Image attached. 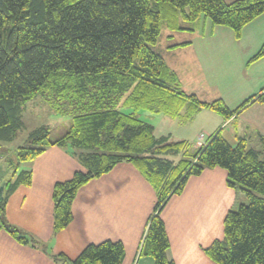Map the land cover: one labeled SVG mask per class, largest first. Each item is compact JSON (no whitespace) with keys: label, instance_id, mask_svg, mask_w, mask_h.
<instances>
[{"label":"trees","instance_id":"16d2710c","mask_svg":"<svg viewBox=\"0 0 264 264\" xmlns=\"http://www.w3.org/2000/svg\"><path fill=\"white\" fill-rule=\"evenodd\" d=\"M263 13L264 0H0V148L25 128L26 102L40 94L52 112L68 115L70 123L55 138L48 126L31 130L16 150L18 166L56 145L84 168L53 187L54 233L71 221L81 186L117 163H130L157 197L138 254L154 264H174L167 257L160 212L189 176L220 167L227 185L242 192L246 202L228 210L223 238L205 253L217 264H264V137L259 135L261 150H256L243 137L229 143L219 129L193 148L185 140L157 137L154 126L138 116L140 110L161 113L184 124L202 109L230 119L250 103L264 106V85L234 109L221 98L207 102L186 93L176 72L151 48L162 26L171 32L190 30L181 22L203 16L239 39L244 26ZM263 56L264 42L248 64ZM30 183V170L17 168L3 182L0 230L46 251L4 213L9 194ZM48 254L59 264H121L124 250L121 242L108 240L87 245L74 259Z\"/></svg>","mask_w":264,"mask_h":264},{"label":"crops","instance_id":"0c3cea01","mask_svg":"<svg viewBox=\"0 0 264 264\" xmlns=\"http://www.w3.org/2000/svg\"><path fill=\"white\" fill-rule=\"evenodd\" d=\"M251 22L244 26L240 42L250 40L248 51L254 53L264 42V36L258 35V23L248 27ZM166 33L165 53H180L185 45L191 44L188 42L173 48L171 46L179 43L168 44V37L172 38L178 31ZM230 43L236 46L239 42L232 39ZM172 70L176 72L182 87L179 71L176 68ZM151 114H147L151 123L145 118L143 120L154 126L157 137L185 140L193 148L203 146L207 137L219 129L229 143L236 144L242 137L247 139L246 130L250 128L258 137H264L263 113L259 118H247L245 124L241 125L242 129H238V116L224 119L209 109L198 111L184 124L161 113L155 116ZM56 121L58 126L59 120ZM66 122L65 130L70 119ZM231 122L235 126L229 138L225 130ZM22 141L26 143V137ZM172 159L177 160L178 156ZM3 163V159L0 160V185L9 176V170ZM22 167L30 170L31 183L19 185L9 194L4 206L5 217L10 224L31 235L46 251L41 247L19 243L6 231L0 230V264H59L49 256V252L74 259L87 245L108 240L122 243L124 255L121 264H154L151 257L139 255L138 248L147 220L153 212L156 192L132 164L117 163L108 172L81 186L71 205V221L55 233L53 187L57 182L70 179L75 171H84V168L67 149L56 145L48 146L33 160L23 162ZM226 177V171L220 167L206 168L199 175L189 176L183 190L171 195L161 210L160 217L169 241L167 257L174 264H217L207 256L205 249L213 241L223 238V220L228 210L246 202L242 192L227 185Z\"/></svg>","mask_w":264,"mask_h":264},{"label":"rangeland","instance_id":"374dc122","mask_svg":"<svg viewBox=\"0 0 264 264\" xmlns=\"http://www.w3.org/2000/svg\"><path fill=\"white\" fill-rule=\"evenodd\" d=\"M251 23L248 27L258 23V35L264 36V14ZM181 25L190 30H180L172 38L171 36L168 37L170 40L168 44L179 43L175 46L178 48L185 45L186 42L191 43L189 46L185 45L180 53L174 52L176 54L172 55L165 53L164 48L167 44L165 37L168 30L164 26L161 27L157 42L151 45V48L164 56L166 64L170 68H176L179 71L183 84L182 89L186 93L195 94L200 100L207 102L221 98L230 109L236 108L252 94L258 93L264 85V56L248 64V59L256 52L254 49V53L252 51L249 53L248 49L251 46L248 44L250 40L246 39L244 42H240L241 38L236 39L230 28L223 25H213L208 18L203 16L195 21L181 22ZM232 39L239 43L234 46L230 43ZM214 45L218 46L215 47ZM146 113L151 114L146 111L143 112V110L138 112L142 119L145 118L151 123L152 121ZM262 113L264 114V107L261 104L255 102L247 105L238 115V129L243 128L241 125L245 124L247 118H259ZM65 116L52 112L40 94L26 102V109L23 114L25 128L14 141L4 144L0 151V160L3 159V164L9 170V176L16 168L17 170L23 168L22 164L19 166L17 164L16 153L18 147L25 145L22 141L23 138L27 137L31 130L41 125L50 128L51 138L61 135L67 124L64 121L69 120ZM151 116H155V114H151ZM56 120H59L58 126H56ZM234 126L235 124L231 122L225 130V134H228L229 138ZM262 127L264 128V125ZM246 131L248 132L246 135L248 146L261 150L258 135L253 133L251 128ZM230 142L232 141L230 140ZM231 144L234 145L235 142ZM9 176L6 178L8 179Z\"/></svg>","mask_w":264,"mask_h":264},{"label":"water","instance_id":"95a60500","mask_svg":"<svg viewBox=\"0 0 264 264\" xmlns=\"http://www.w3.org/2000/svg\"><path fill=\"white\" fill-rule=\"evenodd\" d=\"M4 184L0 185V201L3 199Z\"/></svg>","mask_w":264,"mask_h":264},{"label":"built area","instance_id":"2783aa9c","mask_svg":"<svg viewBox=\"0 0 264 264\" xmlns=\"http://www.w3.org/2000/svg\"><path fill=\"white\" fill-rule=\"evenodd\" d=\"M200 137H202V135H200Z\"/></svg>","mask_w":264,"mask_h":264}]
</instances>
